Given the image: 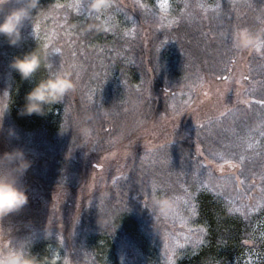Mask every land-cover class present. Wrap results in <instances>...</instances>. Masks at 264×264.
Returning <instances> with one entry per match:
<instances>
[{
  "label": "rangeland",
  "instance_id": "obj_1",
  "mask_svg": "<svg viewBox=\"0 0 264 264\" xmlns=\"http://www.w3.org/2000/svg\"><path fill=\"white\" fill-rule=\"evenodd\" d=\"M59 2L71 4L75 0ZM56 3L57 0L42 6L41 3L40 12L23 32L22 38L29 44L19 42L9 49L13 58L36 48L45 49V42L52 38L45 49L47 60L32 80L21 81L17 74L15 79L14 72L0 61V109L4 111L0 124L5 129L0 137V153L23 147L32 161L22 180L28 189L29 204L0 220V236L4 242L10 241V246L30 251L33 243L47 233L66 253L73 252L82 259L88 260L92 254L90 246H96L105 251V264H146L139 247L142 242H136L129 232L133 224L135 233L144 237L150 249L154 247L155 264H168L171 253L166 244L175 249V264H184L202 244L197 241H204L198 235L200 231L190 224L193 213L185 203L190 201L185 194L191 192L187 182L194 183L197 175L205 179L218 172L222 175L217 163L224 162L218 160V154L233 160L236 154H228L231 149L247 143L258 149L260 134L264 132V127L255 130L264 122V108L251 103L257 96L248 95L245 86L252 66L264 68V50L249 54L231 49L232 36H228V31H216L209 22L213 26L233 20L237 23L233 32L244 27L253 29L250 24L260 30L259 23L264 24V0H169L164 19L159 0H113L112 7L99 17L106 21L108 30L100 32L85 31L87 25L99 22L95 16L81 15L71 8L52 11L47 17L40 15ZM140 3L147 5V10L139 7ZM38 20L39 37L35 30ZM141 43L148 52L146 64L133 51L134 44ZM53 45L61 51H52ZM4 67L7 74L2 75ZM68 67L74 79L76 72L80 73L78 90L52 106L46 116L22 117L26 121L23 126L11 125L15 84L14 100L23 105L25 94L40 79ZM133 75L138 77L135 86L131 84ZM153 75L166 91L151 89ZM256 83L253 89L258 92ZM91 89H96L93 103L87 100ZM81 92L84 95H79ZM132 99L138 100L137 108L131 107ZM173 103L184 109L176 119ZM226 108L235 111L221 117L220 112ZM19 109L18 105L15 111ZM104 110H112L107 118ZM88 113L95 117L89 122L92 133L86 139L79 132L78 121ZM99 120L104 127L96 123ZM34 121L44 123L36 125ZM198 121L204 123L203 129H198ZM9 127L15 129L19 139H7ZM109 132L113 136L106 145ZM94 162L99 171L90 168ZM233 171L227 169L224 174ZM154 194L175 199L179 213V217L171 216L175 224L157 221L155 213H150L149 202ZM83 211L95 223L101 215H111L113 235L99 232L95 225L79 229ZM41 229L49 231L38 232ZM258 229L257 225L250 228L255 241ZM91 234L100 235L92 244L87 242ZM259 245L253 241L244 243L227 264H264V251L258 249ZM182 249L193 251L192 256L182 255L184 263H177L175 257ZM30 253L38 255L36 251Z\"/></svg>",
  "mask_w": 264,
  "mask_h": 264
},
{
  "label": "trees",
  "instance_id": "obj_2",
  "mask_svg": "<svg viewBox=\"0 0 264 264\" xmlns=\"http://www.w3.org/2000/svg\"><path fill=\"white\" fill-rule=\"evenodd\" d=\"M44 3L51 4L52 0H41L40 1L41 6L44 5ZM262 18L264 20V17ZM259 22H261V20ZM209 24L212 27V29L216 31H219V30L221 31L223 29H226L228 31V36H232L233 28L237 26V23H234L233 20L226 21L224 25L216 24L212 26L210 22ZM250 25L253 26L252 30L255 31L256 27H254V24H250ZM259 26L261 29L264 28L263 23H259ZM26 40L27 39L23 37L22 40L20 41L21 45L23 44L26 46L27 44H29V43H26ZM231 43H233L232 40H231ZM143 47H144L143 43H141L140 45L134 44L133 51H134V54L137 56L138 60L142 64L143 62L146 64L147 61H144V60H145V57H147L146 54L148 52ZM9 49H10V45L8 41L4 39L3 37H0V61L5 62V67H7L9 65V62L12 61V59L14 58V57L11 58L9 54L10 52ZM22 54H25V53H21L20 56H22ZM14 56L17 57L18 55L16 56L15 54ZM260 67L254 68L252 66L250 70V74L247 77L249 79V80L247 79L248 81L250 80L252 81L248 82L245 80V86H246L248 95L257 96V99L251 100V103H254L258 99L264 97V68H260ZM144 71L145 69L141 70L143 75H144ZM1 74L2 75L7 74L6 68L5 70L1 72ZM14 75L16 79L17 75L15 73ZM150 78H151L150 86L152 87L151 88L152 90H156L157 92L166 91L164 87H161L155 75L151 76ZM132 80H133L131 81L132 85L135 86L138 84V77L133 75ZM254 81H257L256 90L258 92L254 91L253 89ZM1 86L2 84L0 81V90H1ZM14 88L15 89L12 94L14 95L13 96L14 104L10 106L11 115L9 117L10 118L9 120L11 122V125L21 127L26 123V121H23L21 119L22 117L19 116L18 114L19 111H15L18 105L21 107L22 103L14 100L15 95H16V84ZM79 95H84V93L81 92L79 93ZM76 101L77 99L75 98L74 104ZM46 121H47V117L44 122ZM44 122L34 121L36 125L40 123L43 124ZM96 123L101 128L105 126V124L103 122H100V120L97 121ZM110 132L106 135L105 140H104V142H106V145L110 144V139H112L111 136H113V134ZM245 141L248 142L247 140ZM190 147L192 146L190 145ZM103 151L104 150L102 149L101 152ZM233 153L236 154L235 159H233L234 163L239 162V157L241 155L245 157L244 163L242 165L243 175L241 176V178L243 179L244 177H248V179L246 180L243 191L234 190L231 185L213 190V187L216 186L217 184H223V181L220 180L221 175H218L219 172L215 176L211 177L210 179L209 178L205 179V176L203 175L201 176L197 175V179L194 183L187 182V185L191 192L185 195L190 196L189 198L190 203L195 206V213L191 211L193 214L191 215V217H189L190 222H191L190 224L193 225L195 229L200 231L198 232V235L201 236L204 241L200 246L197 247L196 253L193 256H192L193 251L189 252L184 249L178 251L177 256L175 257V259L178 260L177 263H180V262L184 263V260H182V255L187 257L191 254L190 256L192 257L184 264H220V263L227 264L230 261L232 262L234 256L237 253H239L244 243L251 242V241H253V243H257V245L260 244L258 246V249L264 251V211L262 210L249 211L247 215L244 214V206L249 205V204H255L258 201H260L262 198H264V193H262L260 190L261 184H262L261 176H264V137H261L260 148L252 149V148H248V146L245 145L237 150L231 149L228 152V154H233ZM86 163L87 162H85L84 164L86 165ZM224 167H225V171L227 169L228 170L230 169L228 168L227 164H225ZM90 168L94 171H99V166L96 164V162L92 163ZM235 171L237 175L241 174L240 171L238 170H235ZM224 175H229V173L224 174ZM253 181L255 182L256 186L253 188H248L247 185L252 184ZM202 184H208L210 187L206 190L203 187H201ZM218 192L220 194H217ZM249 197H251V199H249ZM233 207L240 208L241 211L240 212L230 211V208H233ZM85 218L87 219V215L83 211L82 215L79 217L80 219V222L78 224L79 229L83 228L85 230L89 228V226L95 225L96 230L98 229L99 232L106 231V233H109V235L111 234L113 235V231H112L113 225L112 224L109 228L105 230H101L98 227L97 222L96 223L91 222L92 219L89 216H88L89 219L85 220ZM161 220L166 222V224L170 222L172 224H175V222L173 223L172 217H170V219L167 218V219H161ZM254 225H257L259 228L256 234L258 238L256 241L253 239L255 235H253V233L250 231V228L253 227ZM135 230H136V226L132 224L129 232L131 233V237H135L136 242H139V241L142 242V245L139 247H140V250L145 255L144 257H145L146 264H155L156 263V260H155L156 252L153 249L154 247H151L150 249L144 237L138 236L135 233ZM45 231H49V230L41 229L38 232H45ZM99 236L100 235L98 234H94L93 236L91 234L87 238V242L89 241V243L92 244V240H95V239L97 240ZM38 238H41V237H38ZM35 242L36 243H33V247L30 249V251H36V253H38L37 255L38 258L40 259L45 258L49 261L54 259L55 264H65V260L67 261L69 260L68 261L69 264H105V260H106L105 251H102L96 246H90V251H92V254L87 260V259H82V257H80L79 255L73 252L68 251L66 253L62 245H60L58 241H56L54 238L48 237L47 233L43 235L41 239H37ZM41 248H47L48 250L43 251Z\"/></svg>",
  "mask_w": 264,
  "mask_h": 264
},
{
  "label": "clouds",
  "instance_id": "obj_3",
  "mask_svg": "<svg viewBox=\"0 0 264 264\" xmlns=\"http://www.w3.org/2000/svg\"><path fill=\"white\" fill-rule=\"evenodd\" d=\"M113 4V0H84L86 14L99 17ZM40 12V0H0V37L6 39L10 46H16L23 36L24 29L31 25L35 16ZM106 21L87 25L85 31H106ZM233 47L238 52H256L264 48V28L252 30L248 27L238 28L232 34ZM48 52L45 49L35 50L12 59L8 67L17 74L21 81H30L46 62ZM78 90L76 80L73 78L71 67L50 73L46 78L40 79L23 98V105L19 109V116L31 117L33 115L44 117L49 109L60 104L66 96ZM131 107H138V100H131ZM112 110H104L107 118ZM94 113L83 115L79 121V132L87 139L92 129L89 122L93 121ZM262 125L255 127L259 130ZM7 139H19L15 129L9 127ZM5 129L0 124V137ZM32 166L23 147H14L11 151L0 153V220L19 213L29 204L27 187L22 183L23 177ZM150 213H155L157 221L171 217L176 211V201L168 195H153L149 202ZM112 224L111 215H101L97 225L101 230L109 228ZM0 264H55V260L40 259L30 251L10 246L0 236Z\"/></svg>",
  "mask_w": 264,
  "mask_h": 264
},
{
  "label": "snow or ice",
  "instance_id": "obj_4",
  "mask_svg": "<svg viewBox=\"0 0 264 264\" xmlns=\"http://www.w3.org/2000/svg\"><path fill=\"white\" fill-rule=\"evenodd\" d=\"M138 2H139V0H138ZM111 7H112V5L108 9H110ZM139 7L144 8V9L147 10V5H145L143 3H140ZM169 7H170L169 0H159V11H160V14H161V19H164L167 16ZM201 7L204 8L205 10H207L206 6L201 5ZM219 7H220L219 4H217L216 5V9H218ZM66 8H71V9L75 10L78 14H81V15L85 14V11H84V0H75V2L71 3V4L60 3L59 0H57V3L53 6V8L49 12L41 13L40 15L42 17H47V16L51 15L52 11L59 10V9H66ZM107 10H105L104 13H106ZM87 15L91 16L89 14H87ZM262 15H264V12H262ZM109 19H111V17H109ZM66 24H67V17H65V25ZM35 30H36L37 36L39 37V32H40L39 20L36 23V29ZM107 30L108 29H106V31ZM125 34L127 35L129 33H125ZM71 35H72V33H66V36L70 37ZM225 39H230L231 40V37H225ZM51 43H52V38L49 37L47 39V41L45 42V44H44L45 49H47ZM231 49H233L232 44H231ZM159 50L160 49L158 48L157 52H159ZM262 50H264V48L258 49L256 52L259 53ZM52 51L59 53L61 51V49L59 47H56V46L53 45ZM249 54H251V53H249ZM73 55L75 56V52H73ZM72 67L76 68V64L73 63ZM75 80L77 82V85L79 86L80 85V81H81V76H80V73L78 71L76 72ZM137 90L138 91L141 90L139 86L137 87ZM95 92H96V89H91L88 92L87 100L89 101V103H93L94 102V94H95ZM69 95H71V94H69ZM205 95H207V93H205ZM256 103L259 104L261 106V108H264V97L258 99L256 101ZM171 107H172V111H173V119L178 118V116L181 114V112L184 111V109L182 107H177V105L175 103H173ZM234 111H235L234 109L226 108L224 111L220 112V116L221 117L228 116L229 114L233 113ZM3 114H4L3 109H0V116H2ZM197 127H198V129H203L205 127V125H204L203 122H199L198 121L197 122ZM262 127H264V122H262ZM199 134L200 133L198 131L197 132V136H199ZM260 135H261V137H264V132H261ZM247 146H248V148H253L254 144L248 143ZM197 153L202 155V153L200 152L199 148H197ZM218 160L224 162V163H217V168L220 171V173L222 174L221 177H220V180L223 181V184H217L216 186L213 187V190H216L218 188H222V187H226L228 185H231L234 190L243 191L245 183H246V180L248 179V177H244L243 179L241 178V176L243 175L242 165L244 163L245 157L243 155H241L239 157V162L238 163H234L232 158L225 157V155L221 153V154H218ZM225 164H227L228 168H230V169H234V170L240 171L241 174L237 175L236 171H233L229 175H224V173H225L224 165ZM261 181H262V184H261V189L260 190H261L262 193H264V176H261ZM113 183H116V180H113ZM255 186L256 185H255L254 181H253L252 184L247 185L248 188H253ZM201 187H203L204 189L207 190L210 186L208 184H202ZM152 190H153V193H155V191H156L155 184H153ZM217 194H220V193L218 192ZM249 199H251V197H249ZM185 203L189 204V206L192 208L193 213H195V206L191 205L190 201H185ZM100 206H101L102 209L104 208L103 199L101 200V205ZM257 210L264 211V198H262L260 201H258L255 204H249V205L244 206V214L245 215H247V213L249 211H257ZM230 211L240 212L241 209L233 207V208H230ZM173 216L179 217V213H178L177 209H176L175 213L173 214ZM181 222L183 223V219L182 218H181ZM201 231H203V230H201ZM197 242L198 243H203L202 240H199ZM165 247L171 253V255L169 256L168 264H175V261L173 259V257L176 254L175 253V249L174 248H170L167 244H166ZM177 247H182V245H177ZM65 264H69V262L67 260H65Z\"/></svg>",
  "mask_w": 264,
  "mask_h": 264
}]
</instances>
